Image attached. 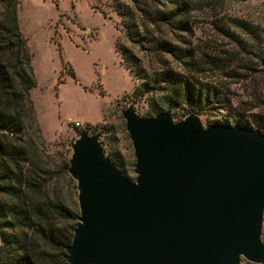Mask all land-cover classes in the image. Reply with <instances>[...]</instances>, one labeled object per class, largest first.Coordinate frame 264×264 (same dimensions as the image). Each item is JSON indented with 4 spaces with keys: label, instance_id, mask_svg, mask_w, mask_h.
Wrapping results in <instances>:
<instances>
[{
    "label": "water",
    "instance_id": "water-1",
    "mask_svg": "<svg viewBox=\"0 0 264 264\" xmlns=\"http://www.w3.org/2000/svg\"><path fill=\"white\" fill-rule=\"evenodd\" d=\"M136 177L105 155L99 134L72 144L79 224L67 264H264V133L204 127L197 114L122 110Z\"/></svg>",
    "mask_w": 264,
    "mask_h": 264
},
{
    "label": "rangeland",
    "instance_id": "rangeland-1",
    "mask_svg": "<svg viewBox=\"0 0 264 264\" xmlns=\"http://www.w3.org/2000/svg\"><path fill=\"white\" fill-rule=\"evenodd\" d=\"M190 1L194 3L189 14L192 32L179 35L196 50L209 55L215 54L212 50L222 51L233 60L228 69L198 76L200 81L220 85L231 102L228 111L210 108L197 114L202 124L225 123L236 115L248 121L237 124L256 129L251 122H259L264 133V36L253 42L232 28L243 41L241 46L220 30L230 18H239L264 35V0H216L215 8L206 5L207 0ZM118 3L134 9L132 0H20V28L28 40L37 82L30 93L34 110L26 120L25 134L50 167L69 161L72 144L82 132L99 134L105 155L117 158L125 175L134 180L135 154L122 110L133 105L138 115L150 117L152 95L135 94L140 80L126 68L120 48L132 50L148 68L152 62L148 52L126 37ZM170 112L174 121L190 115L186 110ZM76 186L69 173L54 181L71 207L78 206ZM261 239L264 244V216ZM240 264L257 263L241 258Z\"/></svg>",
    "mask_w": 264,
    "mask_h": 264
},
{
    "label": "trees",
    "instance_id": "trees-1",
    "mask_svg": "<svg viewBox=\"0 0 264 264\" xmlns=\"http://www.w3.org/2000/svg\"><path fill=\"white\" fill-rule=\"evenodd\" d=\"M214 2L207 0L206 5L213 4L215 8ZM132 3L133 10L120 3L116 8L124 19L126 37L148 52L152 63L148 68L129 48L120 50L126 68L140 80L135 94L152 95L148 115L179 110L204 114L210 108L228 111L231 102L220 85L200 81L198 76L230 68L232 58L222 55V51L212 50L215 54L209 55L205 50H196L185 36L179 35L192 32L189 14L194 3ZM19 4L20 0H0V264H67L66 247L72 241L80 214L78 206L68 205L54 187L57 178L69 173V163L50 167L25 134L26 120L34 110L30 93L37 82L28 40L20 28ZM232 28L253 42L264 36L251 23L230 18L227 27L220 26V30L237 45L243 46V41ZM162 33L166 34L159 35ZM170 34L174 36L171 40L164 37ZM235 116L227 117L225 123H248ZM251 124L262 128L259 122ZM111 159L125 175L118 159Z\"/></svg>",
    "mask_w": 264,
    "mask_h": 264
},
{
    "label": "built area",
    "instance_id": "built-area-1",
    "mask_svg": "<svg viewBox=\"0 0 264 264\" xmlns=\"http://www.w3.org/2000/svg\"><path fill=\"white\" fill-rule=\"evenodd\" d=\"M78 126V124H76Z\"/></svg>",
    "mask_w": 264,
    "mask_h": 264
}]
</instances>
